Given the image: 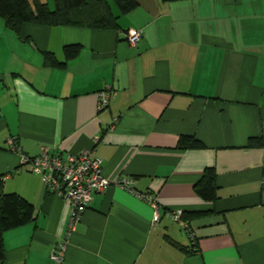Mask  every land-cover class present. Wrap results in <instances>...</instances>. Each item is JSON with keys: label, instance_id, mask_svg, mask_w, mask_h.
I'll return each mask as SVG.
<instances>
[{"label": "crops", "instance_id": "obj_1", "mask_svg": "<svg viewBox=\"0 0 264 264\" xmlns=\"http://www.w3.org/2000/svg\"><path fill=\"white\" fill-rule=\"evenodd\" d=\"M117 28L24 23L0 17V190L34 206L4 231L0 264H264V0H137ZM113 8L117 10L114 13ZM129 31H141L132 46ZM81 45L63 68V46ZM115 94L97 110L98 94ZM90 150L110 181L68 235L71 207L8 149ZM181 136L204 147L181 149ZM216 171L217 199L194 184ZM130 180V189L114 182ZM150 193L151 205L136 195ZM205 211L190 221L197 250L168 210Z\"/></svg>", "mask_w": 264, "mask_h": 264}, {"label": "trees", "instance_id": "obj_2", "mask_svg": "<svg viewBox=\"0 0 264 264\" xmlns=\"http://www.w3.org/2000/svg\"><path fill=\"white\" fill-rule=\"evenodd\" d=\"M120 13H126L138 5L137 0H112ZM0 17L4 24L19 32L24 23L42 25H77L94 28H117V17L112 14L108 0H53L50 8L43 0H0ZM78 43L63 46L64 60L58 61L52 54L44 55L45 64L51 68H63L66 61L80 52ZM248 146H264L262 138H250ZM181 149L202 148L204 144L194 136H181L178 140ZM2 181L0 180V188ZM194 191L206 201L217 199L216 171L206 167L193 186ZM205 211H184L182 218L191 221ZM34 206L17 193H4L0 190V262L4 259V231L32 221ZM196 244V243H195ZM189 247V246H188ZM188 247L186 248L187 251ZM190 252V251H189Z\"/></svg>", "mask_w": 264, "mask_h": 264}, {"label": "built area", "instance_id": "obj_3", "mask_svg": "<svg viewBox=\"0 0 264 264\" xmlns=\"http://www.w3.org/2000/svg\"><path fill=\"white\" fill-rule=\"evenodd\" d=\"M141 31H129L126 34L128 42L134 46L141 38ZM115 94L110 87L102 90L98 94L97 110H103L109 102L111 96ZM8 149L20 156V161L28 169L37 174L44 189L66 201L70 207V217L66 236L54 244L50 251V258L58 263L63 260L64 252L68 243V235L81 220L85 208L88 206L95 193L102 192L110 181L102 175L101 160L92 156L90 150H83L77 154L51 153L47 149H42L35 156H28L22 153L15 136L7 138ZM114 184L130 189V180L124 178L114 182ZM140 198L146 200L154 211L153 220L159 217V207L155 197L150 193L135 192ZM182 210H168L166 213L175 221L181 223L183 230L190 239L188 250H197L195 233L190 227L189 221L182 218Z\"/></svg>", "mask_w": 264, "mask_h": 264}, {"label": "rangeland", "instance_id": "obj_4", "mask_svg": "<svg viewBox=\"0 0 264 264\" xmlns=\"http://www.w3.org/2000/svg\"><path fill=\"white\" fill-rule=\"evenodd\" d=\"M43 1L47 2L50 8L53 7V0H43ZM113 10H114V13L117 14V10L115 8H113Z\"/></svg>", "mask_w": 264, "mask_h": 264}]
</instances>
